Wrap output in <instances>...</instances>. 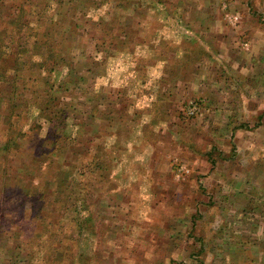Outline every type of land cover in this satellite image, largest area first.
<instances>
[{"label": "rangeland", "instance_id": "obj_1", "mask_svg": "<svg viewBox=\"0 0 264 264\" xmlns=\"http://www.w3.org/2000/svg\"><path fill=\"white\" fill-rule=\"evenodd\" d=\"M87 1L80 11L51 0L37 33L57 34L24 33L46 54L42 68L25 54L13 113V79L0 80V264H264V11L255 0H159L160 13L131 0L128 26L116 5ZM13 2L0 0V27ZM56 47L59 78L67 62L85 74L59 94L73 109L59 158L38 112Z\"/></svg>", "mask_w": 264, "mask_h": 264}, {"label": "trees", "instance_id": "obj_2", "mask_svg": "<svg viewBox=\"0 0 264 264\" xmlns=\"http://www.w3.org/2000/svg\"><path fill=\"white\" fill-rule=\"evenodd\" d=\"M37 2V7L41 8L36 12L39 16L37 22H32L31 24L27 21V17H25V14H31V6L32 0H14L13 5L10 8H7L6 10H9L11 12V17L7 23H4L0 27V62H3L5 64V69H0V80L5 78L8 74L11 75L9 81L13 79V82L10 83V94L7 96V102L10 104L8 106L9 111L13 113V108L15 107L16 104H19L17 102H14L16 99V95H19V93H14L16 91V82H14V79L18 76H23L25 78L26 75L25 72H30L26 71L25 69V54L27 51H29L28 56L31 57H37V60H32L33 64H36L39 66V68H42L44 63H42L44 55L46 54V51H35V50H41L40 46L38 44L32 43L28 44L27 42H22V38L24 36V33L28 34V31H31L32 36H35L34 39H36V35L40 36V34H45V35H56L57 30L52 29L48 32L43 31L41 33H37L39 27H37L38 22L42 20V16L40 15L43 11L47 10L51 6V0H34ZM138 1V0H137ZM35 2V3H36ZM68 3H74L75 6L80 5L79 10L83 11L84 9H89L90 5H88L87 2L90 3V1L87 0H66V4ZM132 1L131 0H96L93 4V9H98L100 5L102 4H109V5H116V7H119L122 12V22L126 23V25L131 26L133 25L130 21L131 18H129V14L127 12H133V4H130ZM143 2V1H142ZM84 3V5H83ZM68 5V4H67ZM129 5V6H128ZM43 7V8H42ZM135 11L137 12V5L134 7ZM9 12V13H10ZM13 13V14H12ZM72 13V12H71ZM30 25V26H29ZM68 29H63V31L59 34L60 38H64L67 35L66 31ZM8 36V35H13L15 36L14 39H12L10 42L15 43L16 45H11L9 43L3 44V40L1 36ZM73 43V42H72ZM67 44V43H66ZM69 47H65L66 51H69V48L72 47V45H66ZM11 45V47H10ZM4 50H8L4 52ZM55 55L56 59L52 60V66L49 68V71L56 72V75L54 77H50L48 75L44 76L43 84L45 85L44 87V92H45V99L42 100L41 103H38L39 109L38 112L42 116V118L45 120L46 123H48L50 132L47 134L48 136H45L43 139H49L53 142V144L56 143L57 141V146L54 147V152H52L51 155H58L55 157L59 158V153L60 150L65 151L66 149V144L63 141H66L69 143L71 141L70 138H72L69 133L67 132V125L73 126L72 123V117H71V111L73 109H70L69 103L65 98L60 97L59 94L61 92H66L68 89H72L74 87H79L83 82L81 78L84 77L85 74H82L79 76L80 78H75L71 76L70 73V67L68 62L67 64H63L64 68L67 69V72L59 78L58 75V70L56 66L60 65V62L62 61L63 58L61 57L60 54V48L56 47L55 48ZM3 55V57H2ZM10 57L8 61L6 57ZM58 56V57H57ZM72 65V64H70ZM25 71V72H23ZM32 71V70H31ZM45 71V70H44ZM83 73H89L90 68H87L86 71H82ZM31 77V76H30ZM29 78V77H26ZM16 81V80H15ZM23 86H25L24 80H22ZM1 84V82H0ZM87 103V102H85ZM77 111V110H76ZM80 114V118L83 117L84 114H88V110H78ZM89 114H93V112H90ZM35 122L31 123L34 124ZM40 128V127H38ZM32 130V129H31ZM84 132V131H83ZM56 139V140H55ZM62 140V142H61ZM61 143V144H59ZM59 145V146H58ZM69 145V144H68ZM67 145V146H68ZM40 146V144H38ZM47 154V160L50 161L53 159L54 156L49 157ZM54 157V158H55ZM66 172V171H65ZM64 172H59V174L56 176V192L60 191L67 182V175L63 176Z\"/></svg>", "mask_w": 264, "mask_h": 264}, {"label": "crops", "instance_id": "obj_3", "mask_svg": "<svg viewBox=\"0 0 264 264\" xmlns=\"http://www.w3.org/2000/svg\"><path fill=\"white\" fill-rule=\"evenodd\" d=\"M167 3H168V6L167 7H174L173 5H174V3H172V0H167ZM184 3H186V0H184ZM255 4L256 5H260V7L258 8L256 5H250V7H251V10H257V11H264V0H255ZM142 8H143V11H141V12H145V9H147V11H149L150 9H151V7H149V4H146V5H144L143 3H142ZM156 7V8H155ZM167 7H166V9H165V7H164V4L162 3V2H160L159 0H153V2H152V8L153 9H151L152 11L153 10H158V12H160V13H163V12H166L168 9H167ZM191 8H192V6H190ZM261 7H263V8H261ZM150 10V11H151ZM154 12V11H153ZM181 12L184 14V17H185V14H186V12H187V9L185 8V7H183V8H181ZM139 13H140V11H139ZM234 16V19H236V21L237 20H239V15H238V13H229V14H226L225 15V17L227 18L228 16ZM228 20V19H227ZM144 23V22H143ZM146 23L149 25L150 23L148 22V21H146ZM139 24V20H137V22H135V25H138ZM133 25H134V23H133ZM132 25V26H133ZM252 26V25H251ZM184 28H186L187 29V31H185V32H189V31H191V30H188L189 28L191 29L193 26H191L190 25V23H189V25L187 24V23H185V25L183 26ZM159 28V27H158ZM157 27H155V29H158ZM198 28H199V26H198ZM149 30V29H148ZM252 33H253V31H252ZM153 36H154V34H153ZM155 37V36H154ZM185 37H187V35H185ZM254 37V36H253ZM155 42V38H154V40H153V43ZM181 43V42H180ZM246 44H248L247 42L245 43V45ZM178 52H180V54H181V49H177V51H176V53H175V55H178ZM180 54L178 55V56H180ZM175 55L173 56V57H175ZM161 60H164L165 61V59H163V58H155L154 57V59H153V61H161ZM241 106V105H240ZM241 108H243V110H245L246 112H248V113H250V115L252 114V113H254V111H255V109H253V107H251V104H250V102L248 101V103H243V101H242V107ZM262 111V110H261ZM260 111V113L258 114V115H260L262 112ZM262 114H264V112L262 113ZM257 115V116H258Z\"/></svg>", "mask_w": 264, "mask_h": 264}]
</instances>
